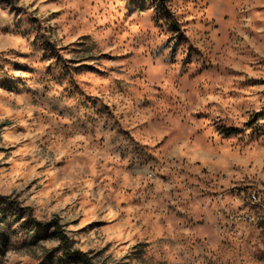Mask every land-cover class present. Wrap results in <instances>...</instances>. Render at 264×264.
Wrapping results in <instances>:
<instances>
[{
  "label": "rangeland",
  "instance_id": "rangeland-1",
  "mask_svg": "<svg viewBox=\"0 0 264 264\" xmlns=\"http://www.w3.org/2000/svg\"><path fill=\"white\" fill-rule=\"evenodd\" d=\"M52 219L93 264H264V0H0V264H79Z\"/></svg>",
  "mask_w": 264,
  "mask_h": 264
},
{
  "label": "trees",
  "instance_id": "trees-1",
  "mask_svg": "<svg viewBox=\"0 0 264 264\" xmlns=\"http://www.w3.org/2000/svg\"><path fill=\"white\" fill-rule=\"evenodd\" d=\"M49 224L52 227L54 236L58 239L57 250L60 251L65 258L76 260L79 264H93L85 252L71 248L69 237L66 235L59 220L52 219L49 221Z\"/></svg>",
  "mask_w": 264,
  "mask_h": 264
},
{
  "label": "bare ground",
  "instance_id": "bare-ground-1",
  "mask_svg": "<svg viewBox=\"0 0 264 264\" xmlns=\"http://www.w3.org/2000/svg\"><path fill=\"white\" fill-rule=\"evenodd\" d=\"M251 197H253V196H251ZM255 199V198H254Z\"/></svg>",
  "mask_w": 264,
  "mask_h": 264
}]
</instances>
